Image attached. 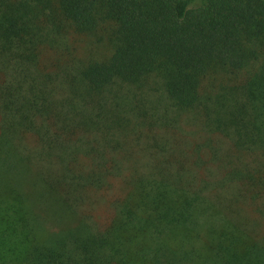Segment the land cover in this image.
Segmentation results:
<instances>
[{
  "label": "trees",
  "instance_id": "1",
  "mask_svg": "<svg viewBox=\"0 0 264 264\" xmlns=\"http://www.w3.org/2000/svg\"><path fill=\"white\" fill-rule=\"evenodd\" d=\"M102 31L110 56L69 57ZM0 160L77 222L39 263L119 264L136 233L154 264H264V0H0Z\"/></svg>",
  "mask_w": 264,
  "mask_h": 264
},
{
  "label": "rangeland",
  "instance_id": "2",
  "mask_svg": "<svg viewBox=\"0 0 264 264\" xmlns=\"http://www.w3.org/2000/svg\"><path fill=\"white\" fill-rule=\"evenodd\" d=\"M105 31L99 32L96 36H80L72 40V45L67 49L69 57L74 61H88L90 59H104L110 56L113 40L109 36H104ZM123 89V88H122ZM155 93V91H154ZM144 98H147L143 96ZM148 99V98H147ZM149 100V99H148ZM163 105V104H162ZM149 105H143L144 110L149 109ZM150 112V110H149ZM133 125V124H131ZM138 127V126H136ZM140 128V127H139ZM142 129V128H141ZM136 135L128 137V141L132 146L139 149L145 147L148 142H158V144L167 149L170 147V131H158V136L147 138L146 134L140 133V130L133 129ZM115 143V141H112ZM124 143V142H123ZM127 147V146H126ZM144 153V152H143ZM164 157L170 159V154L164 152ZM150 158V159H149ZM140 153L129 160L137 167L145 166L154 161V156L149 157ZM127 159V157H126ZM190 167L188 164H186ZM149 174L147 170L143 171ZM126 176H130L128 170L125 171ZM142 175V172H141ZM144 175V174H143ZM15 178L4 166V162L0 160V264H43L48 261V258H43L42 263H39L36 257L38 250L46 251V249L55 246L58 240H61L60 235L68 230L74 231L77 225L76 221H62L60 227L59 215H54L57 211L51 209L42 202H37L38 195L35 193L26 192L21 183L18 185L17 192H13ZM17 186V185H16ZM112 193L115 189L121 190L124 194L128 193V189H124V184L118 181H113ZM15 189V188H14ZM219 224L225 222L224 214H217ZM250 221L255 223V226L260 233L263 230L262 223L257 220L251 212L244 211ZM220 217H222L220 219ZM59 223V224H58ZM203 221L199 220V225L202 227ZM73 226V228H69ZM65 228V229H61ZM69 228V229H67ZM67 229V230H66ZM255 237V230L251 231ZM259 233V234H260ZM124 238L130 240L128 246L117 245L115 249L119 260V264H154L155 258L151 249L158 248L151 243L146 242L147 239L143 235L136 233L125 235ZM156 240L154 243H157ZM164 245V239H161ZM122 246V247H121ZM112 247V246H111ZM202 254L208 256V239L203 237L201 241H195V246ZM191 248V247H189ZM114 250V247H113ZM47 252V251H46ZM60 255V253L58 252ZM204 256V257H206ZM51 264H62L60 261H51Z\"/></svg>",
  "mask_w": 264,
  "mask_h": 264
}]
</instances>
